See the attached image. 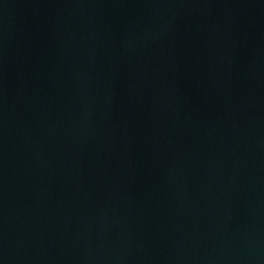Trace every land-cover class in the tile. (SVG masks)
I'll list each match as a JSON object with an SVG mask.
<instances>
[{
    "label": "water",
    "instance_id": "obj_1",
    "mask_svg": "<svg viewBox=\"0 0 264 264\" xmlns=\"http://www.w3.org/2000/svg\"><path fill=\"white\" fill-rule=\"evenodd\" d=\"M0 264H264V0H0Z\"/></svg>",
    "mask_w": 264,
    "mask_h": 264
}]
</instances>
